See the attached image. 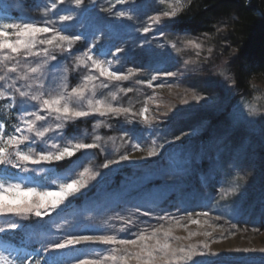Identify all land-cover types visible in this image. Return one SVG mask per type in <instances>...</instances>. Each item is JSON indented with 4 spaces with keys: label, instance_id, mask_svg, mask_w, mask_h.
<instances>
[{
    "label": "rangeland",
    "instance_id": "374dc122",
    "mask_svg": "<svg viewBox=\"0 0 264 264\" xmlns=\"http://www.w3.org/2000/svg\"><path fill=\"white\" fill-rule=\"evenodd\" d=\"M175 4L176 0H84L78 7L74 0H65L64 4L59 0H0V24L28 22L37 27L52 26L63 35L80 34L85 38L75 42L71 52L63 53L55 49V41L52 46L37 43L34 51L48 47L57 54V61H49L46 78L29 81L33 91L41 82L47 93L55 95L63 91L64 85L70 92L83 83L91 89L93 84L99 86L103 81L109 87H98L96 95L88 99L131 108L127 117L92 114L66 125L65 138L91 143L96 136L101 137V148L86 150L88 155L82 157L84 168L101 175L43 220L35 216L0 215V228L5 229L0 233V254L13 264H19L25 256L42 259L36 252L45 242L70 232L117 234L123 238H130L131 233V238H135L139 231L150 234L161 226V242L167 239L173 247L186 249L196 246V254L183 264H264V252L260 251L264 249V77L241 82L233 65L236 50L219 36L223 26H218V34L214 35L187 33L177 27L187 0H181V11L176 17L162 16ZM120 11L127 15L119 17ZM61 15H73L74 19L61 21ZM155 15L162 16L158 25L149 19ZM145 26H151L152 31L143 33ZM53 34L38 33L36 39H50ZM188 39L201 47L187 45ZM97 41V48L88 53ZM174 43L180 51L171 47ZM117 48L124 51L117 52ZM97 52L100 54L95 55ZM86 53L104 60V66L112 71L127 74L134 70V75L125 81H107L90 61L87 67L79 63L80 57L87 60ZM7 55V50L0 52V75L17 60L18 72H27L40 59L24 55L16 60L3 59ZM167 72L175 75L167 76ZM87 75L96 80L85 81ZM23 83L18 80L16 86ZM129 87L132 92L126 91ZM197 95L207 99L196 101ZM34 103L9 107L7 101H0L5 139L17 134V126H23L20 117L25 115V109L44 114L42 108L33 107ZM72 103L87 107V100L73 98ZM144 108L148 111L141 115ZM47 122L54 123L51 117ZM176 136L181 140H176ZM136 143L144 151L135 150ZM31 147L38 151L42 145ZM151 147L160 149V155L148 158L147 149ZM121 154H131L132 159L108 169L102 167L107 159H119ZM36 167L37 171L27 173L0 167V183L6 187L21 183L25 189L44 191L54 177L46 168ZM146 210L154 215L144 217ZM204 212L209 214L205 216ZM119 217L135 221L130 233L121 230L124 222ZM193 220L199 223L194 224ZM12 222L21 227L8 230L7 225ZM168 229L171 234L165 237L163 233ZM205 232L211 235L206 236ZM203 243L209 245V254H200ZM78 248L61 254L64 260L73 256L95 259L110 250L104 245Z\"/></svg>",
    "mask_w": 264,
    "mask_h": 264
},
{
    "label": "snow or ice",
    "instance_id": "6c2138e0",
    "mask_svg": "<svg viewBox=\"0 0 264 264\" xmlns=\"http://www.w3.org/2000/svg\"><path fill=\"white\" fill-rule=\"evenodd\" d=\"M118 3H124L125 0H117ZM60 4H64L65 0H59ZM76 6L84 4V0H74ZM56 5L54 4L53 7ZM181 11V0H176L175 7L170 11H163L162 16L166 18H174ZM127 15L125 11H120L118 16L123 18ZM161 15L150 16L149 19L154 24L162 22ZM61 21H72L73 15H61ZM143 33L152 31L151 26L142 28ZM38 33H54L50 39H41L37 41ZM15 37V39H10ZM85 39L80 34L63 35L52 26L37 27L34 23H15L8 22L0 24V52L8 51L7 56L3 59L9 58L16 60L17 56L24 55L25 57H38L36 65L30 67L27 72L22 69L18 72L17 65L20 63L18 60L11 67L7 68V72L0 75V101H7L9 107H15L17 104L24 105L26 103L35 102L34 108H42L44 114L39 111H25V115H21L20 120L23 126L15 128L16 135H8L5 139L4 125L0 124V167L7 169L12 167L27 172L37 171L44 168L51 174L54 179L47 183L44 191H37L34 187L24 188L21 183H10L7 187L0 183V215H13L20 218H28L35 216L43 220L45 217H50L53 212H56L61 205L66 201L70 202V198L82 193V190L88 187L90 180H96L101 175L100 172H92L89 168L83 167V156H87L86 150L100 149L101 144L98 143L101 137L96 136L95 142H81L76 140L75 137L68 139L63 135V130L69 122L77 118H85L92 114H98L101 117L111 114L115 118L121 115L127 117L131 113L129 107H117L113 104L105 102L102 99H88V96H95L98 87L108 88L109 84L101 82L99 86L93 84L89 89L88 83H83L79 87L69 89L67 85L63 86V91L52 95L46 92L44 83L41 82L35 91H33V84L29 81H40L42 78L47 77L45 71L49 61H57V54L55 51H50L48 47H44L39 51L36 49L37 43L40 45L52 46L61 53L68 51L71 52L73 44L77 41ZM93 39H96L95 37ZM179 39V38H177ZM187 45H192L199 49L201 45L194 40L188 39ZM97 43L88 48V53L97 48ZM176 51H180L174 43L171 45ZM117 52H123L122 48H117ZM12 54H15L13 56ZM97 52L95 55H99ZM87 60L84 57L79 58V63L87 67V61L91 62V66L99 71V75L106 77L107 81L119 82L128 80L130 76L134 75V70H129L127 74L121 71H112L104 66L105 61L93 58V54H87ZM7 67V66H6ZM55 67V65L53 66ZM48 71H51L49 68ZM65 71H67L65 69ZM8 73L16 74L15 77L9 76ZM167 76L175 75L172 72H167ZM85 81L92 82L96 80L93 75L84 77ZM152 79H155L153 77ZM23 80L24 83L17 87V81ZM10 81V82H9ZM163 86L162 84L160 85ZM122 91H125L122 89ZM127 92H132L131 87L126 89ZM47 97V98H45ZM75 100L83 102L87 100V107H80L72 103ZM115 94H113V99ZM204 96H194V100H206ZM148 109L144 108V112ZM51 117L54 123H48V118ZM145 117V121H147ZM38 122H42L39 123ZM99 127V125H97ZM109 139H112L109 137ZM61 140L63 141L61 143ZM176 140H181L180 136H176ZM42 145L40 150H35V144ZM25 146L28 150H24ZM163 147V146H161ZM135 150L144 151L140 143L134 145ZM80 153L81 155H78ZM160 155V149L151 147L147 149V157H157ZM132 159L131 154H121L119 159H107V162L102 165L103 168L108 169L111 165H117L121 161H129ZM83 168V171L80 169ZM57 169H62L61 173ZM49 189H57L52 191ZM34 196L33 199H29ZM140 212V208H137ZM209 213L204 212L203 215L207 216ZM144 217H151L154 214L151 210L143 211ZM124 222L122 231H129L135 227V221L132 219H125L119 217ZM159 219H168V217H159ZM175 219V218H173ZM192 223L198 224V220H193ZM21 227L18 222H12L7 225L10 231H16ZM161 228H155L150 234L144 231H139L135 238H123L117 234H95L86 232H70L58 239L49 240L42 245L40 251L36 252L37 257L42 259H32L25 256L19 260V264H183L189 260L195 253L196 246L185 248L183 246L173 247L167 239L164 242L158 238V233ZM5 231L0 228V233ZM164 236L169 237L171 229L164 231ZM210 236L211 233H203ZM190 236L193 233L189 234ZM179 239V238H177ZM155 241V243H150ZM88 245H104L109 246L107 255L98 256L95 259L73 256L71 259L65 261L61 254L68 251H78V246ZM203 251L201 255L209 254V245L203 243ZM241 251V249H236ZM242 251H252V249H243ZM264 252V249H260ZM211 255H218V253H210ZM0 264H13L0 254Z\"/></svg>",
    "mask_w": 264,
    "mask_h": 264
},
{
    "label": "trees",
    "instance_id": "16d2710c",
    "mask_svg": "<svg viewBox=\"0 0 264 264\" xmlns=\"http://www.w3.org/2000/svg\"><path fill=\"white\" fill-rule=\"evenodd\" d=\"M218 26L219 36L236 50L233 65L241 82L264 77V0H187L177 27L214 35Z\"/></svg>",
    "mask_w": 264,
    "mask_h": 264
},
{
    "label": "bare ground",
    "instance_id": "6f19581e",
    "mask_svg": "<svg viewBox=\"0 0 264 264\" xmlns=\"http://www.w3.org/2000/svg\"><path fill=\"white\" fill-rule=\"evenodd\" d=\"M24 179V178H23ZM27 179V178H26Z\"/></svg>",
    "mask_w": 264,
    "mask_h": 264
}]
</instances>
